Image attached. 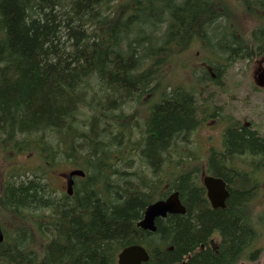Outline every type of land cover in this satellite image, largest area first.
Listing matches in <instances>:
<instances>
[{
  "label": "trees",
  "instance_id": "trees-1",
  "mask_svg": "<svg viewBox=\"0 0 264 264\" xmlns=\"http://www.w3.org/2000/svg\"><path fill=\"white\" fill-rule=\"evenodd\" d=\"M242 16L258 27L245 31ZM192 46L222 90L228 62L264 54V0H0V150L38 161L32 174L19 168L0 184V214L30 223L5 237L0 264H116L136 244L148 264L239 262L252 232L233 207L247 183L224 162L234 152L262 155L264 143L230 127L224 156L212 152L206 168L179 151L201 126L202 107L166 69L176 64L169 54ZM65 165L86 174L72 196L48 179ZM204 171L238 190L225 210L210 209ZM171 192L186 213L157 219L155 233L139 228L146 208Z\"/></svg>",
  "mask_w": 264,
  "mask_h": 264
},
{
  "label": "rangeland",
  "instance_id": "rangeland-1",
  "mask_svg": "<svg viewBox=\"0 0 264 264\" xmlns=\"http://www.w3.org/2000/svg\"><path fill=\"white\" fill-rule=\"evenodd\" d=\"M241 25L245 31L251 33L258 27V22L249 17L242 16ZM168 56L173 59L174 62L172 63L176 64L174 66H167V80L172 84L185 83V86L191 89L193 88L204 113L202 119L203 123L192 135L190 143L186 146L180 145L182 146V149L179 150L181 153L191 152L193 157L198 156L199 159L203 161L207 148L215 147V144L220 145L223 133V117L226 116H237L238 120L242 121L247 119H252L255 122L259 121L257 124L259 128L262 129L263 124L261 120L264 116V94H251L254 83V60L248 61L247 59H243L228 62L220 75V82L223 85L222 90H220L214 86L211 79H209L212 75L209 69L210 65L205 61L206 56L198 47L192 46L187 52L180 56H175L173 54H169ZM179 60H181V62ZM201 76H203V78L198 81V78ZM212 115L220 116L217 123L213 122L214 118H212ZM139 134H137V136H139ZM134 159L136 162L134 169H137L139 160H137L136 157ZM171 159L173 161H178L180 159V154H174ZM173 161L169 164L166 171L167 177H169L170 172L178 167ZM37 164V159L32 158V155H17L12 153L8 154L7 157V154L0 150V184H2L3 176L8 175L10 171L17 172L19 168L29 169L32 166V171L27 172L28 174H32V172L36 170ZM183 168L185 169L184 164L179 169L183 170ZM65 169H71V166L65 165L62 168L59 166L56 172L51 174L48 178L57 194L66 190L65 182H62V180L58 178L60 174L69 172V170L67 171ZM4 212L0 214V227L5 237H13L15 232L13 231L14 227L17 225L28 230L29 221L23 222L14 214L6 213L2 215ZM32 214V211L29 210L24 212V216L30 217ZM34 214L37 216L39 212ZM31 232L35 234L33 230H31Z\"/></svg>",
  "mask_w": 264,
  "mask_h": 264
},
{
  "label": "flooded vegetation",
  "instance_id": "flooded-vegetation-1",
  "mask_svg": "<svg viewBox=\"0 0 264 264\" xmlns=\"http://www.w3.org/2000/svg\"><path fill=\"white\" fill-rule=\"evenodd\" d=\"M212 118H214L213 122L217 123L220 116L215 115ZM257 123L259 121L255 122L252 119L242 121L238 120L237 116L231 115L222 122V135L231 127L234 131H249L264 143V116L261 120L263 124L262 129L259 128ZM225 148V142L221 139L220 145L215 144V147L207 148L206 157L208 158L212 152L224 156ZM224 167L231 171L234 174L233 176L236 178L240 177L247 183L245 190L247 194H245L244 198L241 199V203H239L240 211L238 209L239 204L237 205V203L234 205L233 210L235 214L240 212V219L245 223V226L250 228L252 238L250 243L246 245L242 257L237 258V260L240 259L237 264H264V151L262 155L252 153L249 150L244 151L242 154L234 152L232 158L231 156H227ZM223 181L225 183V190L228 193L224 199V207L212 208L211 203L208 202L212 210H225L230 194L238 191L235 190L234 184L229 186L225 180ZM204 197L205 199L207 198L206 190H204ZM184 207L186 208V206ZM221 241V233L215 232L210 240V247L214 246V250H218Z\"/></svg>",
  "mask_w": 264,
  "mask_h": 264
},
{
  "label": "water",
  "instance_id": "water-1",
  "mask_svg": "<svg viewBox=\"0 0 264 264\" xmlns=\"http://www.w3.org/2000/svg\"><path fill=\"white\" fill-rule=\"evenodd\" d=\"M264 63V60L261 61ZM256 84L260 88H264V70L260 72L259 77L255 80ZM85 172L82 170H74L68 175H65L67 181L68 194L73 193L74 177H85ZM204 185L207 188L208 199L211 202L213 208L219 206L224 207V199L227 196L225 190V183L221 179H215L213 177H205ZM186 210L181 205L179 199V193L175 192L171 194L166 200L155 202L147 207L142 220L138 223V227L150 232H156L157 226L155 224L156 219L165 218L167 215L173 214H185ZM4 240V236L0 227V243ZM149 255L146 249L141 245H130L124 248L118 255V264H144L149 261Z\"/></svg>",
  "mask_w": 264,
  "mask_h": 264
}]
</instances>
